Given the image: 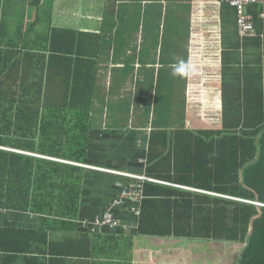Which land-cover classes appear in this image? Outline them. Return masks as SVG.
Instances as JSON below:
<instances>
[{
    "label": "trees",
    "instance_id": "obj_1",
    "mask_svg": "<svg viewBox=\"0 0 264 264\" xmlns=\"http://www.w3.org/2000/svg\"><path fill=\"white\" fill-rule=\"evenodd\" d=\"M221 6L222 130L185 129L179 112L168 123L159 120L155 126L151 121L142 139L144 176L264 204V83L261 93L235 94L247 81L226 60L225 52L238 44L231 46L237 34L234 18L226 10L230 7ZM51 22L38 39L36 52L0 48V209L8 212L6 220H0V264H67L69 258L95 255L94 237L79 233V238H72L79 227L76 220L86 173L81 166L88 162L94 108L88 36L62 27L57 20ZM1 29L5 26L0 22ZM257 45L264 47V39ZM238 51L232 53L237 64ZM140 185L139 215L132 214L137 235L204 241L209 247L219 244L213 251L229 254L239 246L234 264H264L263 207L149 181ZM114 199L89 222L102 219ZM116 209L112 214L119 225L110 230L128 229L130 225L115 215ZM11 213L17 214L16 222L19 216H31L32 225L8 223ZM83 225L89 226L88 221ZM54 234H61V240L55 241ZM96 245L98 251L103 248Z\"/></svg>",
    "mask_w": 264,
    "mask_h": 264
},
{
    "label": "crops",
    "instance_id": "obj_2",
    "mask_svg": "<svg viewBox=\"0 0 264 264\" xmlns=\"http://www.w3.org/2000/svg\"><path fill=\"white\" fill-rule=\"evenodd\" d=\"M21 1L24 5L21 10L23 23L19 26H5V30H0V48L6 52L10 48L20 53L33 48L32 52H36L38 39L47 33L48 27H52L51 21L55 20L62 27H70L88 36L87 65L88 69H92L94 79V108L90 110L92 118L88 162L81 166L86 173L76 220L79 227L72 238H79V233H85L94 237L96 244H101L103 248L98 251L95 244V255L90 258H69L67 264H234L236 252L229 254L223 249L203 251L184 239L137 235L136 220L128 211L129 205L126 208L116 207L118 209L115 210V215L117 213L123 222L130 225L126 230H110L106 227L93 230V227L83 225L100 216L103 207L118 195L123 185L134 183L133 179L104 170L144 176L146 146L142 139L151 128L149 116L155 104H150V101H158L162 111L152 121L155 126L159 120L168 123L169 117L173 120L180 111L185 129L222 130L220 67L223 54V6L199 4L191 0ZM5 3L15 4L16 1L1 0V20ZM163 9L164 16L160 14ZM11 10L13 8H7V11ZM226 10L228 17L234 18L233 30H236L235 11L231 7ZM247 13L251 17L256 37L240 39L235 31L237 35L231 46L236 42L238 48L225 52L226 60L236 69V74L247 81L240 92L235 90V94H249L251 90L261 93L263 90L264 75L258 78V73L262 74L264 67V47H258L257 42L262 43L264 39V5H251L247 7ZM7 19L13 20V16ZM45 20L50 23H43ZM212 23L215 24L214 27L210 26ZM17 29L22 31L19 33ZM257 37L258 40H254ZM238 49L237 64L232 53ZM180 59L193 66V75L188 78L173 75L174 66ZM209 65L214 68L219 87L214 95V102L208 109V97L204 95L203 89L199 90L201 84L197 83V79L203 83L208 81L203 69ZM159 79L169 83V86L159 91L160 96L153 85ZM176 80L183 86L181 103L178 96L181 94L174 84ZM195 101L200 105L197 114L204 117L203 123L208 127L190 128L189 116L193 113L188 112H192L194 108L191 104L192 110H188V104ZM211 109L219 116L214 123H210L211 119H208L213 113ZM161 117L163 118L160 119ZM152 183L162 184L159 181ZM168 187L178 188L177 185ZM7 215L8 212L0 220H6ZM16 215L11 213L13 218ZM8 219V223L13 222L10 216ZM14 222L20 226H30L32 217ZM60 235L54 234V240H61Z\"/></svg>",
    "mask_w": 264,
    "mask_h": 264
},
{
    "label": "rangeland",
    "instance_id": "obj_3",
    "mask_svg": "<svg viewBox=\"0 0 264 264\" xmlns=\"http://www.w3.org/2000/svg\"><path fill=\"white\" fill-rule=\"evenodd\" d=\"M15 1H16L15 4H7V3H5V5H4L5 11H4L2 20L0 19V22L2 23L3 27L4 26H19V25H21L23 23L22 22V11H21L22 8H23V6H24L23 5V2L21 0H15ZM7 8H13V10H11V12H10V11H7ZM160 14H162L164 16V14H165L164 9L162 10V12L160 11ZM162 15H161V18H162ZM10 16H13V20H8L7 19ZM211 22H213V20H211ZM210 26L214 27L215 24L212 23ZM212 59H211V62H212ZM197 65H198V63H196V66ZM217 65H219V59H217ZM203 70L206 72V76H208V78H207L208 81L205 82V83H203L200 79H197V83H200L201 84V85H199V88H200L199 90H202L203 89V92H205L204 95L206 97H208V99H207L208 105H207L206 108L209 109L210 108V105L214 102V95L218 91L219 81H218V77L214 73L215 71H214V68H213L212 65H209V66L204 67ZM197 73H198L199 76H201L198 71H197ZM216 73L218 74L219 72H216ZM214 76L216 77V80H214ZM174 84H176L175 87L177 88L178 93L181 94L183 92V86L180 85V81L179 80H176ZM153 85L156 88L157 93L159 95V91L163 87L169 86V83L164 82L161 79H159L158 82H156V80H155V82H154ZM196 87H198V86H196ZM196 91H197V89H196ZM209 92H210V95L208 94ZM196 94H195V97H196ZM178 96H179V101L181 103L183 101V94L178 95ZM190 100H194V98L193 99L190 98ZM152 103H155V104H154V110L151 113V115L149 116V121L150 122L151 121H155L157 119V117H158V114L162 112L159 109L158 101H155V102L154 101H150V104H152ZM191 104L193 105L194 110L192 112H188V114L189 113H193L191 116H189V118H191V126H190V128H192V129L198 128L199 129V128H203V127H208V126H205L204 123H203L204 117H199L201 115H198L197 114L198 113V107L200 106L199 103H198V101L189 102V104H188L189 105L188 110H192V106H190ZM211 110H212L213 113H211V115H209L210 118L208 117V119H211L210 123H214V122H216L217 118H219V116L217 117L216 112L213 109H211ZM179 113H182V112L179 111ZM187 126H188V123H187ZM211 127H213V126H211ZM2 149H4V148H2ZM5 150H7V149H5ZM30 156L44 158L42 156H36V155H30ZM74 166H79V165H76L75 164ZM169 184H171V183H169ZM177 186H178L179 189H183V190H186V191H192V192H197V193H199L198 191H201V190L194 189V188H190V187H185V186H180V185H177ZM216 197H218V198H224V199H230V200H235V201H240V199L238 200V198H231V197L224 196V195H222V196L221 195H216ZM241 201L242 202H245V203L252 204V205H254L256 207H263L264 208V204H260V203H257V202L256 203H251V202H248V201H245V200H241ZM10 218H11V220L14 219L11 216H10ZM22 219H23V221H25V220L28 219V216L25 217V218H23V216H19L18 217V221H21ZM89 221H92V219L89 220ZM28 223L30 224L29 221H28ZM29 224H27V225H29ZM88 224L90 226V222ZM184 241H186L187 243L190 242L194 246H198V248L201 249V250H203V251H207L209 248H212V249H210L211 251L214 250V248H213L214 244L213 243H211L210 244V247H209L208 243H206L204 241H193V242H191L189 240H184ZM230 245H232V244H230ZM220 246L221 245L217 244V247L218 248ZM239 248L240 247L237 246L236 252H238Z\"/></svg>",
    "mask_w": 264,
    "mask_h": 264
},
{
    "label": "built area",
    "instance_id": "obj_4",
    "mask_svg": "<svg viewBox=\"0 0 264 264\" xmlns=\"http://www.w3.org/2000/svg\"><path fill=\"white\" fill-rule=\"evenodd\" d=\"M161 1V0H160ZM194 3H207L214 5H228L234 9L236 15V31L240 39L252 38L256 36L251 17L247 13V7L251 5H264V0H191ZM80 166V165H79ZM94 170H100L95 167H88ZM105 172L121 175L136 181V183H130L123 185L118 195L115 197L113 202L105 210L106 213L102 219H97L94 222L90 223V227L94 226H107L109 229L117 227L119 224L113 217L112 208L123 206L125 203L129 202V211L138 216L139 207L141 201V181L156 182L155 180L146 178L144 176H136L128 173H121L112 170H104ZM164 185L176 186L169 183L161 182ZM178 187V186H177ZM199 193H204L203 191H198ZM207 193V192H206ZM205 194V193H204ZM211 195L216 196L217 194ZM253 203V202H252ZM6 210L0 209V217L6 214Z\"/></svg>",
    "mask_w": 264,
    "mask_h": 264
},
{
    "label": "clouds",
    "instance_id": "obj_5",
    "mask_svg": "<svg viewBox=\"0 0 264 264\" xmlns=\"http://www.w3.org/2000/svg\"><path fill=\"white\" fill-rule=\"evenodd\" d=\"M252 38H254V37H252ZM193 74H194L193 66L188 61H185L184 59H180L177 62V64L174 66L173 75H176V76H179V77H182V78H188V77H190ZM12 152L21 153V152L14 151V150H12ZM47 159H49V158H47ZM51 160H53V159H51ZM82 166H84V165H82ZM205 194L206 195H211V194H209V192H207ZM211 196H214V195H211Z\"/></svg>",
    "mask_w": 264,
    "mask_h": 264
},
{
    "label": "bare ground",
    "instance_id": "obj_6",
    "mask_svg": "<svg viewBox=\"0 0 264 264\" xmlns=\"http://www.w3.org/2000/svg\"><path fill=\"white\" fill-rule=\"evenodd\" d=\"M227 15V14H226ZM177 182V181H176ZM256 203V202H255ZM123 208H124V206H123ZM140 209V208H139ZM3 218V217H2Z\"/></svg>",
    "mask_w": 264,
    "mask_h": 264
}]
</instances>
